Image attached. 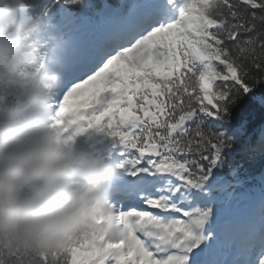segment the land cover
Returning <instances> with one entry per match:
<instances>
[{"label": "snow or ice", "instance_id": "obj_1", "mask_svg": "<svg viewBox=\"0 0 264 264\" xmlns=\"http://www.w3.org/2000/svg\"><path fill=\"white\" fill-rule=\"evenodd\" d=\"M28 3L63 51L53 126L68 142L104 133L122 179L66 248L39 258L0 250V264H264V197L258 216L233 224L215 195L233 148L221 129L264 89V0H137L70 55L65 6L34 14ZM218 250L235 259H215Z\"/></svg>", "mask_w": 264, "mask_h": 264}, {"label": "clouds", "instance_id": "obj_2", "mask_svg": "<svg viewBox=\"0 0 264 264\" xmlns=\"http://www.w3.org/2000/svg\"><path fill=\"white\" fill-rule=\"evenodd\" d=\"M28 0H0V250L43 257L93 223L122 179L109 155L77 151L53 126L63 51Z\"/></svg>", "mask_w": 264, "mask_h": 264}, {"label": "trees", "instance_id": "obj_3", "mask_svg": "<svg viewBox=\"0 0 264 264\" xmlns=\"http://www.w3.org/2000/svg\"><path fill=\"white\" fill-rule=\"evenodd\" d=\"M124 0H80V3L86 5L81 8L78 5L71 4L70 0H60V4L65 6V10L71 14L66 22L77 23L84 22L91 15L96 17L104 14H112L117 6L123 4ZM33 4L32 11L38 14L41 10L54 0H31ZM54 20L61 16L59 8H55ZM221 130L225 131L232 138L233 148L225 150L224 164L217 172L227 191L235 187L237 179L243 184L256 181L264 169V151L258 148L255 143L259 134L264 133V89L258 88L255 99L244 98L237 107L232 109L231 123L225 124ZM242 132L234 135V128L241 127ZM251 135L249 141L246 138ZM248 142V146L244 144ZM248 148V149H245ZM251 147V148H250ZM238 171V177L231 173ZM231 184V187H227Z\"/></svg>", "mask_w": 264, "mask_h": 264}, {"label": "rangeland", "instance_id": "obj_4", "mask_svg": "<svg viewBox=\"0 0 264 264\" xmlns=\"http://www.w3.org/2000/svg\"><path fill=\"white\" fill-rule=\"evenodd\" d=\"M111 20H112V18L109 21L104 22L103 25L109 24L111 22ZM95 27L97 28V26L95 24H92V23H90L88 25V27H86V28H78V30H77V28L74 29V28L67 27L66 34H65V38L67 40L66 42H74L75 43L76 41H79L80 44H84V43L88 42L91 39L90 38V36H91L90 33L92 34V32H90V30L94 29ZM87 133L89 135H91V136H95V133L92 130H89ZM73 144H74L73 145L74 149H76L77 147L75 146V143H73ZM260 182H261V186L264 187V174L262 175V177L260 179ZM219 199L221 201L220 207L223 208L222 212H221V216H222V220H223L225 215H226V213L228 212V209H232V208L227 207L225 205V203L223 202V200H221L222 198H219ZM224 207L227 208V209H225Z\"/></svg>", "mask_w": 264, "mask_h": 264}, {"label": "bare ground", "instance_id": "obj_5", "mask_svg": "<svg viewBox=\"0 0 264 264\" xmlns=\"http://www.w3.org/2000/svg\"><path fill=\"white\" fill-rule=\"evenodd\" d=\"M247 216V215H246ZM246 216H244V217H241V219H240V216H238V215H235L234 217H233V223H234V221L236 220V221H238L239 219V221H240V223H241V221H242V223L245 221V220H243V219H245L246 218ZM228 239V238H227ZM229 240V239H228Z\"/></svg>", "mask_w": 264, "mask_h": 264}]
</instances>
